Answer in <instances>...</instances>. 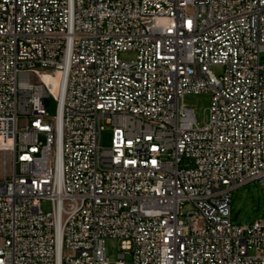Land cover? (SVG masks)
<instances>
[{"label":"built area","instance_id":"obj_1","mask_svg":"<svg viewBox=\"0 0 264 264\" xmlns=\"http://www.w3.org/2000/svg\"><path fill=\"white\" fill-rule=\"evenodd\" d=\"M262 53L264 0H0V264H264Z\"/></svg>","mask_w":264,"mask_h":264},{"label":"rangeland","instance_id":"obj_2","mask_svg":"<svg viewBox=\"0 0 264 264\" xmlns=\"http://www.w3.org/2000/svg\"><path fill=\"white\" fill-rule=\"evenodd\" d=\"M122 60H131L135 58V53L132 51L123 52L120 54ZM261 62L264 64V53L261 54ZM215 75L222 74L221 67H212ZM49 77V81H51ZM55 91H58V78L53 79ZM211 96L206 93L188 94L184 98V105L187 108L194 110L197 122L200 127H203L209 121V108ZM50 116L56 115V103L52 100L48 107ZM23 118H20V125L23 123ZM112 132L107 128L101 136V145L105 148L110 147ZM49 208L48 204H43V210ZM232 210L233 215L239 213L238 224H250L256 220L264 219V182L255 180L245 185L236 187L232 191ZM249 219L248 222L246 220ZM106 257L109 264H117L119 261L120 241L117 238H107L105 242Z\"/></svg>","mask_w":264,"mask_h":264},{"label":"water","instance_id":"obj_3","mask_svg":"<svg viewBox=\"0 0 264 264\" xmlns=\"http://www.w3.org/2000/svg\"><path fill=\"white\" fill-rule=\"evenodd\" d=\"M238 216H239V213H236V214L234 215V217H233V220H234V221H237ZM248 221H249V219L246 220V222H248Z\"/></svg>","mask_w":264,"mask_h":264},{"label":"bare ground","instance_id":"obj_4","mask_svg":"<svg viewBox=\"0 0 264 264\" xmlns=\"http://www.w3.org/2000/svg\"><path fill=\"white\" fill-rule=\"evenodd\" d=\"M44 79H45L46 81H49V76H45ZM59 87H60V85H59Z\"/></svg>","mask_w":264,"mask_h":264}]
</instances>
